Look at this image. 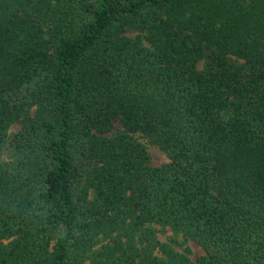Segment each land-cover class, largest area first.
<instances>
[{
    "label": "trees",
    "instance_id": "16d2710c",
    "mask_svg": "<svg viewBox=\"0 0 264 264\" xmlns=\"http://www.w3.org/2000/svg\"><path fill=\"white\" fill-rule=\"evenodd\" d=\"M0 264H264V0H0Z\"/></svg>",
    "mask_w": 264,
    "mask_h": 264
},
{
    "label": "rangeland",
    "instance_id": "374dc122",
    "mask_svg": "<svg viewBox=\"0 0 264 264\" xmlns=\"http://www.w3.org/2000/svg\"><path fill=\"white\" fill-rule=\"evenodd\" d=\"M33 110L34 107H32V112ZM113 124L115 126H119L118 120L115 119L113 121ZM19 127H20V122L16 121L13 124H11L9 128V132L12 133L13 131L17 130ZM137 135L141 140V142L144 144L149 154L150 164L159 165L168 160V157L165 154V152L156 143L149 141V139L146 136H143L140 132H137ZM156 229H157V236L161 240H168L169 237L171 236L174 237L177 240V242L175 243V247L177 249L181 250L184 246L187 245L190 248V256L192 259H195L196 257H198L203 253L202 247L197 242L191 239L184 240V237L180 233L178 234L173 233V231L169 227L167 226L162 227L156 224Z\"/></svg>",
    "mask_w": 264,
    "mask_h": 264
}]
</instances>
